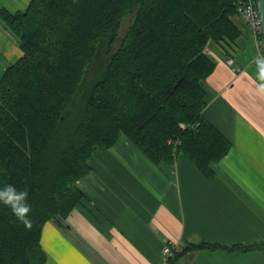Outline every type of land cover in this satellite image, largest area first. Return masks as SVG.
<instances>
[{
    "label": "trees",
    "instance_id": "trees-1",
    "mask_svg": "<svg viewBox=\"0 0 264 264\" xmlns=\"http://www.w3.org/2000/svg\"><path fill=\"white\" fill-rule=\"evenodd\" d=\"M236 1L30 0L24 10L0 7V23L22 51L0 72V187L27 191L31 205L30 225L0 205V264H47L44 224L70 229L68 214L87 198L79 180L90 158L120 135L158 165L172 167L183 154L213 176L211 164L231 143L203 115V82L215 67L210 44L224 48L241 34ZM215 247H174L164 264Z\"/></svg>",
    "mask_w": 264,
    "mask_h": 264
},
{
    "label": "crops",
    "instance_id": "crops-1",
    "mask_svg": "<svg viewBox=\"0 0 264 264\" xmlns=\"http://www.w3.org/2000/svg\"><path fill=\"white\" fill-rule=\"evenodd\" d=\"M29 2L0 0V7L14 12ZM233 21L241 34L224 48L210 44L215 67L203 82V115L231 143L211 164L213 176L183 154L172 167L158 165L120 135L90 158V171L79 180L87 198L68 214L70 229L44 224L40 243L47 264H163L168 239L179 243L178 250L216 245L188 250L171 264H264V95L252 82L253 36L237 16ZM21 55L0 23L1 69ZM228 57L240 70L231 69Z\"/></svg>",
    "mask_w": 264,
    "mask_h": 264
},
{
    "label": "clouds",
    "instance_id": "clouds-1",
    "mask_svg": "<svg viewBox=\"0 0 264 264\" xmlns=\"http://www.w3.org/2000/svg\"><path fill=\"white\" fill-rule=\"evenodd\" d=\"M256 76L252 82L255 84L257 95H264V55L258 54L255 57ZM27 191L17 190L14 184H6L0 187V205L10 209L17 220L24 225H30L29 213L31 205L27 199Z\"/></svg>",
    "mask_w": 264,
    "mask_h": 264
},
{
    "label": "built area",
    "instance_id": "built-area-1",
    "mask_svg": "<svg viewBox=\"0 0 264 264\" xmlns=\"http://www.w3.org/2000/svg\"><path fill=\"white\" fill-rule=\"evenodd\" d=\"M236 16L243 21L246 27L250 30L254 43L256 45V56L258 54H263L264 39L261 28V17L257 5V0H237L235 2ZM226 63L231 67L233 71H238L240 68L235 65L234 59L232 57L226 58ZM184 127L183 124H181ZM178 242L168 239L165 241L162 250V262H166L169 256L172 255V249L178 247Z\"/></svg>",
    "mask_w": 264,
    "mask_h": 264
},
{
    "label": "water",
    "instance_id": "water-1",
    "mask_svg": "<svg viewBox=\"0 0 264 264\" xmlns=\"http://www.w3.org/2000/svg\"><path fill=\"white\" fill-rule=\"evenodd\" d=\"M257 5L261 17V28H262V34L264 39V0H257Z\"/></svg>",
    "mask_w": 264,
    "mask_h": 264
},
{
    "label": "rangeland",
    "instance_id": "rangeland-1",
    "mask_svg": "<svg viewBox=\"0 0 264 264\" xmlns=\"http://www.w3.org/2000/svg\"><path fill=\"white\" fill-rule=\"evenodd\" d=\"M1 70H3V69H1V67H0V72H2ZM51 222V221H50ZM53 223V222H52ZM54 224V223H53Z\"/></svg>",
    "mask_w": 264,
    "mask_h": 264
},
{
    "label": "bare ground",
    "instance_id": "bare-ground-1",
    "mask_svg": "<svg viewBox=\"0 0 264 264\" xmlns=\"http://www.w3.org/2000/svg\"><path fill=\"white\" fill-rule=\"evenodd\" d=\"M233 17V16H232Z\"/></svg>",
    "mask_w": 264,
    "mask_h": 264
}]
</instances>
